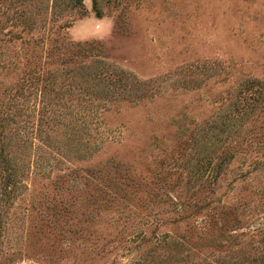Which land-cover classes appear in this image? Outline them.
Wrapping results in <instances>:
<instances>
[{"label":"rangeland","instance_id":"1","mask_svg":"<svg viewBox=\"0 0 264 264\" xmlns=\"http://www.w3.org/2000/svg\"><path fill=\"white\" fill-rule=\"evenodd\" d=\"M84 6L0 0V264H264V0Z\"/></svg>","mask_w":264,"mask_h":264},{"label":"trees","instance_id":"2","mask_svg":"<svg viewBox=\"0 0 264 264\" xmlns=\"http://www.w3.org/2000/svg\"><path fill=\"white\" fill-rule=\"evenodd\" d=\"M75 5L76 6H80V8H83L84 10H86V8L84 6V0H75ZM93 7H94V10L96 12V15L98 17H101L102 16V11H101V9L98 6V0H93ZM19 168L20 167H16V169L13 168L15 170L14 171L15 172V176H17V174H18Z\"/></svg>","mask_w":264,"mask_h":264}]
</instances>
